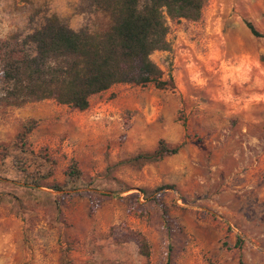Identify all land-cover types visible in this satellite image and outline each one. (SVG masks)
<instances>
[{
    "label": "rangeland",
    "instance_id": "374dc122",
    "mask_svg": "<svg viewBox=\"0 0 264 264\" xmlns=\"http://www.w3.org/2000/svg\"><path fill=\"white\" fill-rule=\"evenodd\" d=\"M50 15L108 25L89 0H0V40ZM244 22L264 36V0H202L196 20H167L166 50L149 56L166 89L117 84L82 111L0 104V264H264V37ZM159 140L177 152L133 161Z\"/></svg>",
    "mask_w": 264,
    "mask_h": 264
},
{
    "label": "trees",
    "instance_id": "16d2710c",
    "mask_svg": "<svg viewBox=\"0 0 264 264\" xmlns=\"http://www.w3.org/2000/svg\"><path fill=\"white\" fill-rule=\"evenodd\" d=\"M89 1L108 19L107 27L98 33L73 31L50 15L22 38L13 35L0 40V78L4 85L0 104L19 106L52 99L82 111L91 96L117 84H151L159 90L171 85L170 80H163L149 56L166 50L167 20H196L202 0ZM244 25L253 37H264L251 23ZM36 126L35 120L23 123L14 142L19 152L28 150L27 136ZM177 150L159 140L152 153L140 154L133 161H155ZM65 176L71 184L79 181L73 160Z\"/></svg>",
    "mask_w": 264,
    "mask_h": 264
}]
</instances>
